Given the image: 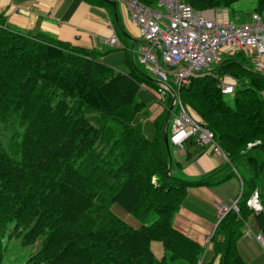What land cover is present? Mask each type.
<instances>
[{
	"label": "trees",
	"instance_id": "1",
	"mask_svg": "<svg viewBox=\"0 0 264 264\" xmlns=\"http://www.w3.org/2000/svg\"><path fill=\"white\" fill-rule=\"evenodd\" d=\"M184 1L219 11L237 0ZM263 10L264 0H257L253 12ZM101 55L45 32L16 30L0 13V264H199L204 247L177 230L173 218L189 186L233 176L242 187L238 210L218 221L207 264H246L236 242L252 212L246 201L264 185V75L241 50L180 87V100L214 133L227 159L187 180L171 172L163 141L171 97L146 137L134 121L147 112L138 92L142 85L156 92L155 81L136 65L128 72L111 68ZM225 75L236 81L230 102L220 90ZM113 204L140 226L118 218ZM262 206L256 219L264 237ZM153 242L163 256L152 252Z\"/></svg>",
	"mask_w": 264,
	"mask_h": 264
},
{
	"label": "crops",
	"instance_id": "2",
	"mask_svg": "<svg viewBox=\"0 0 264 264\" xmlns=\"http://www.w3.org/2000/svg\"><path fill=\"white\" fill-rule=\"evenodd\" d=\"M0 13L6 17L7 24L16 30L24 33L41 31L71 45L96 50L102 53L100 60L116 70L128 72L132 65H136L134 55L137 57L141 42L139 31L121 3L115 2L113 7L111 3L109 6L97 5L85 0H0ZM249 14L245 15L244 20ZM259 15L264 20V10ZM218 16L221 17V14ZM241 16L235 15L239 20ZM112 35L119 42L117 48L108 44ZM245 53L251 60V53ZM261 58L264 60V55ZM155 97V93L143 85L138 92V98L149 111L152 107L153 112L158 111L154 106L157 105ZM158 114L159 111L153 117L143 114L136 117L135 122L140 124L148 138L153 134V121ZM174 147L178 155L171 156V172L187 180H196L227 162L220 154H213L209 146L201 147L192 140ZM241 189L237 176L215 186H189L173 218V226L203 245L204 237L210 235L217 225L219 206L229 205L231 200L238 199ZM258 192L264 205V185L262 192L259 189ZM241 228L236 242L239 257L246 264H264V245L256 238L261 231L254 212L246 218ZM210 245L204 248L200 264L209 262L212 256Z\"/></svg>",
	"mask_w": 264,
	"mask_h": 264
},
{
	"label": "built area",
	"instance_id": "3",
	"mask_svg": "<svg viewBox=\"0 0 264 264\" xmlns=\"http://www.w3.org/2000/svg\"><path fill=\"white\" fill-rule=\"evenodd\" d=\"M114 1L125 6L129 19L138 27L141 42L137 59L157 85V102L162 104L168 95L172 96L168 142L181 146L185 141L192 140L201 147L209 146L213 154H220L226 159L214 133L182 103L179 89L200 72L210 71L225 55L241 50L251 53L254 70L264 75L262 17L254 12L246 20L239 21L237 18L234 22L227 18L225 9L198 10L184 0H157L155 7L138 0ZM108 44L113 48L119 46L113 35L109 37ZM219 84L223 94H230L236 81L224 76ZM252 144L248 143V146ZM236 202L237 199H233L229 205L219 206V220L229 210L237 211ZM246 205L255 213L262 210L257 189L250 194ZM210 238L211 234L204 237L205 247L210 244ZM256 238L264 245L261 234Z\"/></svg>",
	"mask_w": 264,
	"mask_h": 264
},
{
	"label": "rangeland",
	"instance_id": "4",
	"mask_svg": "<svg viewBox=\"0 0 264 264\" xmlns=\"http://www.w3.org/2000/svg\"><path fill=\"white\" fill-rule=\"evenodd\" d=\"M256 1L257 0H237L235 3H233L229 8H228V10H227V15H228V17H229V20L230 21H234V22H237V18L235 17V15L236 14H240V15H242L241 17H242V19L241 20H239V21H244V17H245V15L247 14V13H251V12H253V9H254V7H255V4H256ZM134 57L135 58H137L136 57V55H134ZM135 58H134V62H135V64H136V66H137V69L138 70H140L141 72H143L144 74H146L147 76H149V77H152L147 71H146V69L138 62V59H136L135 60ZM226 76V75H225ZM224 77V76H223ZM141 89V88H140ZM168 96H170L171 97V99H172V96L171 95H168ZM167 96V97H168ZM155 99V102L157 103V105H154L157 109H158V111H159V114L156 116V118L159 116V117H161V116H163L164 115V112L166 111L165 109H166V107H167V101H164V105H162V104H160V103H158L157 102V98L155 97L154 98ZM224 100L225 101H227V102H230L231 101V94H224ZM171 102V101H170ZM182 103L183 104H185L183 101H182ZM186 105V104H185ZM188 106V105H187ZM189 107V106H188ZM189 109H191L190 107H189ZM146 110H147V112H146V114H144V115H152L151 117H153L155 114H156V112H158L157 110H155L156 112H153L154 111V109L151 107L150 108V111H149V109L147 108V105H146ZM192 110V109H191ZM138 116V115H137ZM136 116V117H137ZM155 118V119H156ZM162 118V117H161ZM155 119H154V121H155ZM170 119H171V116L169 117V118H167V122L169 123V121H170ZM134 121H136V118H135V120ZM154 121H153V123H154ZM168 148H169V153H170V156H174L175 154H177L178 155V152L176 151L177 149L174 147V145H172V144H169V146H168ZM111 210L113 211V213L116 215V216H118V218H120V219H122V220H124L126 223H128V224H130L131 226H133V227H135V228H137V227H139L140 226V222L139 221H137L136 219H134L131 215H129V214H127V213H125L123 210H121V208L120 207H118L116 204H113L112 206H111ZM152 252L155 254V256L156 257H161V256H163V248H162V245L160 244V243H158V242H153L152 243Z\"/></svg>",
	"mask_w": 264,
	"mask_h": 264
},
{
	"label": "water",
	"instance_id": "5",
	"mask_svg": "<svg viewBox=\"0 0 264 264\" xmlns=\"http://www.w3.org/2000/svg\"><path fill=\"white\" fill-rule=\"evenodd\" d=\"M106 1L111 3V5L113 7L115 6V2L114 1H111V0H106ZM171 109H172V105L169 106L168 114H169ZM163 141H164V144H165V147H166L167 151H169V148H168L169 144H168V137H167V124H166V127L164 128V131H163ZM169 158H171L170 155H169ZM168 171H167V173H168Z\"/></svg>",
	"mask_w": 264,
	"mask_h": 264
}]
</instances>
